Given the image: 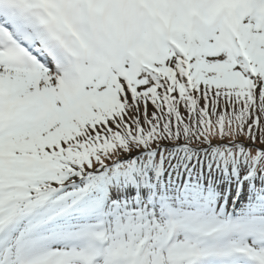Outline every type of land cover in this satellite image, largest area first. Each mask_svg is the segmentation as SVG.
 <instances>
[{"label":"snow or ice","instance_id":"snow-or-ice-1","mask_svg":"<svg viewBox=\"0 0 264 264\" xmlns=\"http://www.w3.org/2000/svg\"><path fill=\"white\" fill-rule=\"evenodd\" d=\"M0 264H264V0H0Z\"/></svg>","mask_w":264,"mask_h":264}]
</instances>
